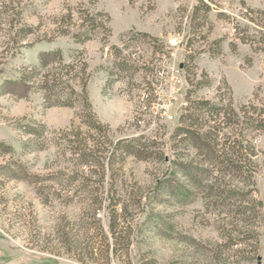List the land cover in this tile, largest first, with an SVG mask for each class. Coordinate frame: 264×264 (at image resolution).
<instances>
[{
  "label": "rangeland",
  "instance_id": "374dc122",
  "mask_svg": "<svg viewBox=\"0 0 264 264\" xmlns=\"http://www.w3.org/2000/svg\"><path fill=\"white\" fill-rule=\"evenodd\" d=\"M0 142V264H264V0H0Z\"/></svg>",
  "mask_w": 264,
  "mask_h": 264
},
{
  "label": "trees",
  "instance_id": "16d2710c",
  "mask_svg": "<svg viewBox=\"0 0 264 264\" xmlns=\"http://www.w3.org/2000/svg\"><path fill=\"white\" fill-rule=\"evenodd\" d=\"M207 7H209L207 4H205ZM57 54L60 56V51L57 52H47V53H43L40 56V61L41 64L43 65V68H46L49 63L52 60H55V58L57 57ZM60 58L62 59V56H60ZM37 72H39L37 69H35L32 73L36 74ZM59 73H56L55 76L50 77L49 75H46L47 77L45 78V83L47 86H49L53 91L59 86L60 83H62L61 79L59 78ZM31 75L29 76L28 74L23 75V77L21 78L20 82L24 83L27 82V80H31ZM71 91H74L73 88ZM61 95V94H59ZM86 106L88 108L91 107V103L90 101H86ZM60 104H64V105H69L68 103H60ZM196 110H199L200 112H208V117L211 118L210 121H214V124L212 126H209L208 129H205V131H202V133H200L199 131L194 129L195 126V120L200 119V115H198L197 117L195 115L191 116H187V119H185L186 122V126L187 127H179L176 131V137H179V140L177 141L181 146H184L187 149H193L196 148L197 150H202L203 153L208 154L211 159H213L214 157H221L222 154H224L225 152V148H219L218 146L220 145L219 139L221 136L222 131L226 128L225 125H222V122H224V120L219 121L218 119H221V114L225 117L226 116V111L225 114L222 113V109L219 107L218 103H212L210 101H200L197 102L196 106H195ZM226 118V117H225ZM249 127L255 126L256 128H259L258 125H256L257 123H255V121H253L252 119H248L247 120ZM93 126L94 123H92ZM227 134V133H225ZM132 141L130 140H119L118 142H116V144L114 145V150L113 153L116 152L117 149H119L121 152H126V148H129L132 144ZM226 146H228L229 148V152L225 153L224 155L229 157L231 156H235L238 152L242 151L244 148L246 150H248L247 145H243L239 147H237V140H231V137L228 136L225 139V143ZM0 149L3 150V152H11L12 151V147L9 144H5L4 142H0ZM247 152V151H246ZM248 153V152H247ZM184 157H188V156H184ZM183 157H178V161H174V165H175V171L173 172V174H178L182 173L183 176L187 177L189 180H194L195 182H198V175L200 174L201 170L205 171L204 169H199L197 167H195V161L194 159H189L187 161L182 160ZM232 159V158H230ZM215 159H213L214 161ZM10 169H4L3 173H7L10 172L8 171ZM207 172L208 169H206ZM169 185L166 183V181H159L156 184V191H159L160 189H166L169 190ZM176 189L178 190V193L181 192V194H184L183 191V187L178 186L176 187ZM175 192V191H174Z\"/></svg>",
  "mask_w": 264,
  "mask_h": 264
},
{
  "label": "built area",
  "instance_id": "2783aa9c",
  "mask_svg": "<svg viewBox=\"0 0 264 264\" xmlns=\"http://www.w3.org/2000/svg\"><path fill=\"white\" fill-rule=\"evenodd\" d=\"M180 40L178 39V37H175L173 40H172V44H179Z\"/></svg>",
  "mask_w": 264,
  "mask_h": 264
}]
</instances>
